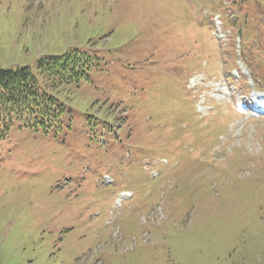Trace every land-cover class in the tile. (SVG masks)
Returning <instances> with one entry per match:
<instances>
[{
  "label": "rangeland",
  "instance_id": "obj_1",
  "mask_svg": "<svg viewBox=\"0 0 264 264\" xmlns=\"http://www.w3.org/2000/svg\"><path fill=\"white\" fill-rule=\"evenodd\" d=\"M71 51L86 77L51 86L39 61ZM243 51L264 81V0H0V68L67 107L0 136V264H264V115L241 112L246 78L230 86Z\"/></svg>",
  "mask_w": 264,
  "mask_h": 264
},
{
  "label": "trees",
  "instance_id": "obj_2",
  "mask_svg": "<svg viewBox=\"0 0 264 264\" xmlns=\"http://www.w3.org/2000/svg\"><path fill=\"white\" fill-rule=\"evenodd\" d=\"M88 62L79 52L71 51L41 59L38 68L52 78L51 86H57L78 83L86 77ZM40 84L30 67L0 68V136H4L16 120L24 126H44L46 132L54 122H62L66 104L57 97L56 90L48 92L44 89L46 85Z\"/></svg>",
  "mask_w": 264,
  "mask_h": 264
}]
</instances>
